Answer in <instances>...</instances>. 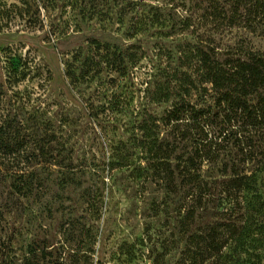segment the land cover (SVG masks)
<instances>
[{"label": "rangeland", "instance_id": "1", "mask_svg": "<svg viewBox=\"0 0 264 264\" xmlns=\"http://www.w3.org/2000/svg\"><path fill=\"white\" fill-rule=\"evenodd\" d=\"M249 13L233 0H0V264H180L190 234L238 216L220 188L231 170L220 168L258 169L264 132L244 131L252 147L204 162L214 197L184 229L193 187L175 165L194 150V130L164 126L176 100L157 97L178 90L187 44L264 52V26ZM103 45L122 69L104 62ZM217 120L206 127L216 137ZM151 134L169 148L167 174ZM251 252L264 264V236Z\"/></svg>", "mask_w": 264, "mask_h": 264}, {"label": "trees", "instance_id": "2", "mask_svg": "<svg viewBox=\"0 0 264 264\" xmlns=\"http://www.w3.org/2000/svg\"><path fill=\"white\" fill-rule=\"evenodd\" d=\"M233 2L239 8L249 9L250 16L258 18L264 26V0ZM114 48L103 45L99 50L105 53L102 51L100 54L106 56L104 62L117 67L115 70L122 69L121 54H117ZM181 53V64L171 78V84L178 85V90H167L163 86L157 100H176L161 118L164 126L182 125L194 130L191 135L189 131L182 136L190 135L194 150L175 165L181 180L188 181L193 187V204L188 205L185 221H182V227L188 229L197 208L206 206L208 198L214 197L207 192L210 189L201 172L204 162L208 160L216 167L218 159L226 152L232 153L231 150L238 147L244 153L248 145L253 146L251 142L245 143L244 139L248 140L246 136H242L244 139L240 137L242 132L249 129L264 132V52L241 42L221 54L213 47L201 44H187ZM84 65L92 68L96 63L94 59H86ZM86 72L89 73V70ZM217 118L221 124L220 134L216 137L210 135L206 127L217 124ZM143 127L147 128L144 124ZM233 127L239 128V131ZM2 131L0 129V145ZM151 136L154 138L149 143V152L153 161L157 162L155 165L167 174L173 170L171 156L167 152L169 148L163 144L164 141L157 142V138ZM3 147L9 146L5 143ZM225 168L231 170V174L220 186L225 195L223 200L226 204L240 203L239 209L234 208L235 212L240 210L238 216L215 222L201 233L190 234L180 264H205L210 261L212 264H252L251 251L264 236L259 216L264 210V158L259 168L251 172L239 163L226 162L220 169L225 172Z\"/></svg>", "mask_w": 264, "mask_h": 264}]
</instances>
